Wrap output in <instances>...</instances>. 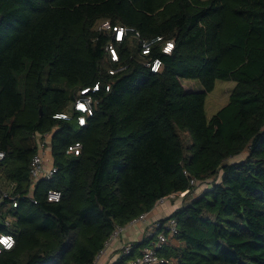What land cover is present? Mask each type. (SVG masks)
Listing matches in <instances>:
<instances>
[{
    "label": "trees",
    "instance_id": "obj_1",
    "mask_svg": "<svg viewBox=\"0 0 264 264\" xmlns=\"http://www.w3.org/2000/svg\"><path fill=\"white\" fill-rule=\"evenodd\" d=\"M119 26L134 31L116 40ZM217 80L235 84L209 116ZM96 84L79 126L70 106ZM47 134L57 172L32 186ZM76 142L80 154H68ZM0 150V232L16 237L0 264H92L118 225L187 190L115 264L171 219L161 264H264V0H0Z\"/></svg>",
    "mask_w": 264,
    "mask_h": 264
},
{
    "label": "built area",
    "instance_id": "obj_2",
    "mask_svg": "<svg viewBox=\"0 0 264 264\" xmlns=\"http://www.w3.org/2000/svg\"><path fill=\"white\" fill-rule=\"evenodd\" d=\"M115 30V38L116 40H122L123 36L128 32V31H134L133 28H128V27H114ZM135 35L137 37L140 36L139 32L136 31ZM160 37L158 38V40ZM149 45L150 42L144 43V49L143 53H148L149 52ZM174 48V42L173 41H166L165 44L162 47V51L165 53H171ZM111 51V57L114 60L118 59V54L116 50L110 46L109 47ZM161 60L156 59L152 65L151 69L153 71H158L161 67ZM99 89V85L96 84L92 88H82L79 92V96L76 98V100L71 104L70 108H72L74 111L78 112L79 115L77 117V123L79 126H86L87 124V118L89 116H92L94 113V100L90 92H95ZM108 89V88H107ZM56 117L64 118V119H70V114L69 112H62L59 113ZM49 135H45L42 140L39 143L38 150L35 153V155L32 158L31 165H30V174H31V179H32V186L41 178H47L50 179L53 177V175L57 172V168L51 163H49L47 157L49 156ZM82 150V144L80 142H76L72 145H70L67 149L68 154H73V155H79ZM5 152L0 150V162L5 158ZM192 184H196L197 181L195 179L191 180ZM188 191V190H187ZM187 191L184 192H179V193H174L170 194L168 196H165L161 199L158 200L157 205H161L171 199H177L185 196ZM1 193V189H0ZM1 199L2 198H7L9 197V193L7 191L2 192L1 194ZM47 199L52 202H58L61 199V192L58 190H49L47 193ZM13 200V206L16 207L18 205V201L15 197H12ZM2 212L0 208V213ZM148 216V212L141 213L139 216L136 218L132 219L130 222H128L126 225H118L111 236L108 238V240L105 242V245L103 249L100 251L96 259L92 264H98L101 257L106 254L107 249L111 245V243L117 239L119 234L124 231L127 227L134 226L135 224H138L140 222L146 221ZM4 223L6 225H9L10 223V218H6L4 220ZM162 224L160 221H155L154 223L151 224L147 236H151L153 234L154 229L161 227ZM177 232V222L175 219H171L168 223H166L165 228H163L156 237V240L153 241V243L150 246H147L143 249L140 250V253L135 254L134 256L130 257L125 261V263L122 264H161L164 262V259L159 255L158 251L159 249L164 248V246L168 243V237L171 235H174ZM5 241L7 243H5ZM9 244L11 246H9ZM16 244V237L13 233L11 232H0V255L5 251V250H10L12 249ZM134 249V243L133 242H127L122 246V253L120 257L118 258L119 260L121 259L122 255H130ZM118 260V261H119Z\"/></svg>",
    "mask_w": 264,
    "mask_h": 264
},
{
    "label": "crops",
    "instance_id": "obj_3",
    "mask_svg": "<svg viewBox=\"0 0 264 264\" xmlns=\"http://www.w3.org/2000/svg\"><path fill=\"white\" fill-rule=\"evenodd\" d=\"M48 162L51 163V156L47 157ZM169 201L155 206V208L148 213L146 221L135 224L134 226L127 227L122 231L117 239H115L103 255L98 264H115L122 253V246L127 242L142 241L147 236L148 230L152 223L157 220L169 216L177 207L180 206L181 200L175 204ZM169 205V206H168Z\"/></svg>",
    "mask_w": 264,
    "mask_h": 264
},
{
    "label": "rangeland",
    "instance_id": "obj_4",
    "mask_svg": "<svg viewBox=\"0 0 264 264\" xmlns=\"http://www.w3.org/2000/svg\"><path fill=\"white\" fill-rule=\"evenodd\" d=\"M129 28V27H128ZM111 53V51H110ZM112 56V55H111ZM234 81L228 80H217L215 88L208 93L207 101H206V108L207 113L209 116H212L216 113L222 106H224L229 99V94L234 86ZM183 85L186 90H199L200 85L196 81L185 80L183 81ZM245 154L236 156L233 160H238L242 158ZM211 182H204L202 183L196 190L195 194L201 193L204 189L210 186ZM182 200L181 198L171 199L169 200L170 203L175 204ZM177 201V202H176ZM168 202V204H169ZM169 206V205H168Z\"/></svg>",
    "mask_w": 264,
    "mask_h": 264
},
{
    "label": "snow or ice",
    "instance_id": "obj_5",
    "mask_svg": "<svg viewBox=\"0 0 264 264\" xmlns=\"http://www.w3.org/2000/svg\"><path fill=\"white\" fill-rule=\"evenodd\" d=\"M5 243H7V242L5 241ZM9 246H11V245L9 244Z\"/></svg>",
    "mask_w": 264,
    "mask_h": 264
}]
</instances>
